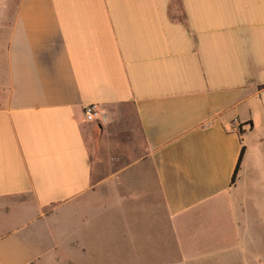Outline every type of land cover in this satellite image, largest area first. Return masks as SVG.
Segmentation results:
<instances>
[{
    "label": "crops",
    "instance_id": "crops-1",
    "mask_svg": "<svg viewBox=\"0 0 264 264\" xmlns=\"http://www.w3.org/2000/svg\"><path fill=\"white\" fill-rule=\"evenodd\" d=\"M92 255L264 264V0H0V264Z\"/></svg>",
    "mask_w": 264,
    "mask_h": 264
},
{
    "label": "built area",
    "instance_id": "built-area-1",
    "mask_svg": "<svg viewBox=\"0 0 264 264\" xmlns=\"http://www.w3.org/2000/svg\"><path fill=\"white\" fill-rule=\"evenodd\" d=\"M84 118L88 122H103L104 115L103 112L99 109L97 104H88L83 109ZM233 130L236 132L242 131V124L235 120L233 122Z\"/></svg>",
    "mask_w": 264,
    "mask_h": 264
},
{
    "label": "rangeland",
    "instance_id": "rangeland-1",
    "mask_svg": "<svg viewBox=\"0 0 264 264\" xmlns=\"http://www.w3.org/2000/svg\"><path fill=\"white\" fill-rule=\"evenodd\" d=\"M93 123L95 130L98 132L99 130V125L101 124L100 122H91ZM54 225H55V221H54ZM86 260L82 259L80 264H101L103 256L101 255H92V256H85ZM130 258H132V256H130ZM58 261L62 262L63 264H71V260L70 262H65L63 259V256H59L58 257ZM49 264L51 263V261L48 262Z\"/></svg>",
    "mask_w": 264,
    "mask_h": 264
},
{
    "label": "trees",
    "instance_id": "trees-1",
    "mask_svg": "<svg viewBox=\"0 0 264 264\" xmlns=\"http://www.w3.org/2000/svg\"><path fill=\"white\" fill-rule=\"evenodd\" d=\"M243 152H244V147L242 146V147H241V150H240V154H239V159H238V162H237V164H236V167H235V170H234V174H233V176H232V179L235 177L236 172H237V170H238V168H239V164H240L241 158H242V156H243Z\"/></svg>",
    "mask_w": 264,
    "mask_h": 264
}]
</instances>
